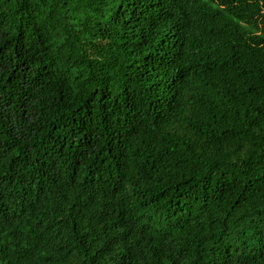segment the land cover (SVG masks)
Listing matches in <instances>:
<instances>
[{
	"label": "trees",
	"instance_id": "trees-1",
	"mask_svg": "<svg viewBox=\"0 0 264 264\" xmlns=\"http://www.w3.org/2000/svg\"><path fill=\"white\" fill-rule=\"evenodd\" d=\"M0 264H264V0H0Z\"/></svg>",
	"mask_w": 264,
	"mask_h": 264
}]
</instances>
